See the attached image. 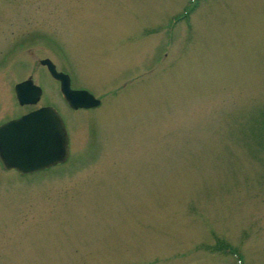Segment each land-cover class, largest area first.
I'll return each mask as SVG.
<instances>
[{
	"label": "rangeland",
	"instance_id": "rangeland-1",
	"mask_svg": "<svg viewBox=\"0 0 264 264\" xmlns=\"http://www.w3.org/2000/svg\"><path fill=\"white\" fill-rule=\"evenodd\" d=\"M42 107L69 158L0 165V264H264V0H0V126Z\"/></svg>",
	"mask_w": 264,
	"mask_h": 264
},
{
	"label": "water",
	"instance_id": "water-1",
	"mask_svg": "<svg viewBox=\"0 0 264 264\" xmlns=\"http://www.w3.org/2000/svg\"><path fill=\"white\" fill-rule=\"evenodd\" d=\"M51 77L60 83L61 95L72 110L92 109L100 101L86 90L71 88L70 77L58 72L49 60L41 61ZM20 106L35 105L41 98L40 87L31 80L14 87ZM69 140L60 115L51 107L8 121L0 126V165L4 171L31 175L64 164L69 157Z\"/></svg>",
	"mask_w": 264,
	"mask_h": 264
}]
</instances>
